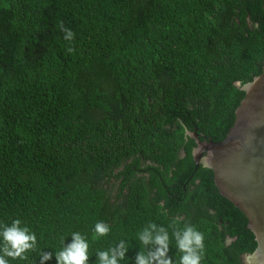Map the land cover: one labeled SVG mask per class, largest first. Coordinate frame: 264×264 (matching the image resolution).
Masks as SVG:
<instances>
[{
	"label": "trees",
	"instance_id": "obj_1",
	"mask_svg": "<svg viewBox=\"0 0 264 264\" xmlns=\"http://www.w3.org/2000/svg\"><path fill=\"white\" fill-rule=\"evenodd\" d=\"M263 63L264 0H0V225L37 237L9 264H57L74 232L89 264L121 240L135 264L150 223L178 264L174 220L203 233L201 264H243L255 237L189 134L221 142Z\"/></svg>",
	"mask_w": 264,
	"mask_h": 264
},
{
	"label": "water",
	"instance_id": "obj_2",
	"mask_svg": "<svg viewBox=\"0 0 264 264\" xmlns=\"http://www.w3.org/2000/svg\"><path fill=\"white\" fill-rule=\"evenodd\" d=\"M245 96L221 142L196 140L194 162L213 172L219 193L248 221L257 247L249 264H264V63L261 75L242 87Z\"/></svg>",
	"mask_w": 264,
	"mask_h": 264
},
{
	"label": "clouds",
	"instance_id": "obj_3",
	"mask_svg": "<svg viewBox=\"0 0 264 264\" xmlns=\"http://www.w3.org/2000/svg\"><path fill=\"white\" fill-rule=\"evenodd\" d=\"M59 30L64 33V39L71 41L74 33L64 27L60 22ZM69 52L74 51L68 48ZM21 220H14L11 225H0V264H9L8 259L27 260V254L37 249V237L27 226L21 227ZM178 221L174 220L170 227H173L172 236L175 239V246L181 253L178 264H201L204 258L205 243L204 235L191 224H185L181 229L177 227ZM94 237L107 236L111 229L104 222H97L94 227ZM72 242L65 244L62 239L63 248L55 252L57 264H89V243L79 232L71 235ZM138 240L143 249L135 256V264H174V260L169 256L170 236L169 231L164 226L150 223L139 233ZM129 245L125 240H121L114 247L98 251L96 253V264H120L121 260L127 256ZM52 252H41L40 264H45L51 260Z\"/></svg>",
	"mask_w": 264,
	"mask_h": 264
},
{
	"label": "rangeland",
	"instance_id": "obj_4",
	"mask_svg": "<svg viewBox=\"0 0 264 264\" xmlns=\"http://www.w3.org/2000/svg\"><path fill=\"white\" fill-rule=\"evenodd\" d=\"M248 259L249 258L243 259L246 264H249V262H248L249 260Z\"/></svg>",
	"mask_w": 264,
	"mask_h": 264
},
{
	"label": "flooded vegetation",
	"instance_id": "obj_5",
	"mask_svg": "<svg viewBox=\"0 0 264 264\" xmlns=\"http://www.w3.org/2000/svg\"><path fill=\"white\" fill-rule=\"evenodd\" d=\"M192 134V133H191ZM191 134H189L191 136ZM192 138V137H191ZM195 140V139H194Z\"/></svg>",
	"mask_w": 264,
	"mask_h": 264
}]
</instances>
